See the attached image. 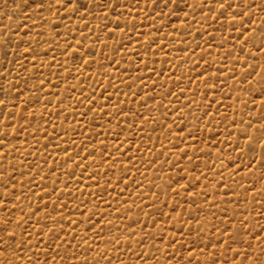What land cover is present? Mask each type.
<instances>
[{
    "label": "rangeland",
    "instance_id": "1",
    "mask_svg": "<svg viewBox=\"0 0 264 264\" xmlns=\"http://www.w3.org/2000/svg\"><path fill=\"white\" fill-rule=\"evenodd\" d=\"M0 264H264V0H0Z\"/></svg>",
    "mask_w": 264,
    "mask_h": 264
},
{
    "label": "snow or ice",
    "instance_id": "2",
    "mask_svg": "<svg viewBox=\"0 0 264 264\" xmlns=\"http://www.w3.org/2000/svg\"><path fill=\"white\" fill-rule=\"evenodd\" d=\"M42 6V5H41Z\"/></svg>",
    "mask_w": 264,
    "mask_h": 264
}]
</instances>
